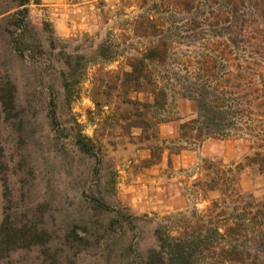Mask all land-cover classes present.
Returning <instances> with one entry per match:
<instances>
[{
    "label": "rangeland",
    "instance_id": "1",
    "mask_svg": "<svg viewBox=\"0 0 264 264\" xmlns=\"http://www.w3.org/2000/svg\"><path fill=\"white\" fill-rule=\"evenodd\" d=\"M151 6L148 0L31 5L32 19L49 22L58 39L39 78L30 56L8 61L7 38L0 37V87L9 86V70L19 91L14 108L2 103L0 93V225L44 232L30 247L0 253V264H134L164 217L203 212L219 197L204 160H220L222 169L240 166L234 167L238 190L262 198L264 176L243 165L240 142L209 138L198 145L178 138L179 122L193 110L189 101H171L168 116L176 119L159 124V139L149 140L140 139L139 129L124 135L122 121L115 120L126 108L115 97L102 109L94 106L92 94L111 80L104 72L127 70L126 59L147 45L133 29L136 15ZM65 60L64 89L59 71ZM79 132L95 140L93 156L76 150ZM154 148L157 158L147 165ZM99 196L107 209L93 208ZM115 215L137 219L132 229L119 222L108 228ZM71 230L80 237L86 230L88 243L67 242Z\"/></svg>",
    "mask_w": 264,
    "mask_h": 264
},
{
    "label": "trees",
    "instance_id": "2",
    "mask_svg": "<svg viewBox=\"0 0 264 264\" xmlns=\"http://www.w3.org/2000/svg\"><path fill=\"white\" fill-rule=\"evenodd\" d=\"M148 1L152 6L136 15L133 29L148 39L147 45L126 59L127 70L104 72L111 83L108 80L103 90L92 94L94 106L102 109L115 97L126 108L115 120L122 121L124 135L139 129L140 139L149 140L158 138L159 124L176 119L168 116L171 101H189L193 110L179 122L178 138L198 145L209 138L238 141L243 165L264 176V0ZM31 5L40 6L41 0H0V37L7 38L8 61L30 56L39 78L58 39L49 22L32 19ZM99 57L105 58L103 51ZM68 63L63 61L59 71L64 89ZM10 72L4 74L9 86L2 84L0 93L2 103L14 108L19 91ZM73 144L79 153L94 155L93 138L79 132ZM149 154L145 162L152 165L155 148ZM203 163L212 171L210 183L219 197L203 212L164 217L154 228L153 244L134 264L264 263V188L260 199L242 193L234 168L240 166L222 169V162L213 159ZM92 206L103 210L108 203L99 196ZM136 219L115 215L108 228L119 222L132 229ZM42 233L36 236L24 226L4 222L0 253L30 247ZM82 233L85 236L66 232L65 240L88 243L87 231Z\"/></svg>",
    "mask_w": 264,
    "mask_h": 264
}]
</instances>
